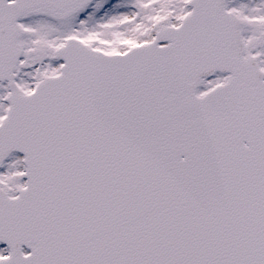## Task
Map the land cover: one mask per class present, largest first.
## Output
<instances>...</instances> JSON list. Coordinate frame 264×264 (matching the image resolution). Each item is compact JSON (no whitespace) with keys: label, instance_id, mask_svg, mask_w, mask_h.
<instances>
[{"label":"snow or ice","instance_id":"obj_1","mask_svg":"<svg viewBox=\"0 0 264 264\" xmlns=\"http://www.w3.org/2000/svg\"><path fill=\"white\" fill-rule=\"evenodd\" d=\"M0 264H264V0H0Z\"/></svg>","mask_w":264,"mask_h":264}]
</instances>
